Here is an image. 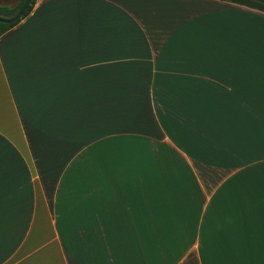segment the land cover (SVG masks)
I'll return each instance as SVG.
<instances>
[{"label":"crops","instance_id":"crops-1","mask_svg":"<svg viewBox=\"0 0 264 264\" xmlns=\"http://www.w3.org/2000/svg\"><path fill=\"white\" fill-rule=\"evenodd\" d=\"M0 264H264V13L36 0L0 37Z\"/></svg>","mask_w":264,"mask_h":264},{"label":"trees","instance_id":"trees-1","mask_svg":"<svg viewBox=\"0 0 264 264\" xmlns=\"http://www.w3.org/2000/svg\"><path fill=\"white\" fill-rule=\"evenodd\" d=\"M27 0H19V2L14 6V7H9V6H2L0 5V18L3 19H13L18 15V13L23 9L25 3ZM221 1H226L234 4H238L241 6H245L260 12L264 13V0H221ZM36 3V0H31L27 9L25 12L19 17L15 22L12 24H3L0 23V37L10 30L12 27L17 25L22 19L27 17L30 12L32 11L34 5Z\"/></svg>","mask_w":264,"mask_h":264},{"label":"water","instance_id":"water-1","mask_svg":"<svg viewBox=\"0 0 264 264\" xmlns=\"http://www.w3.org/2000/svg\"><path fill=\"white\" fill-rule=\"evenodd\" d=\"M11 0H0V5L2 6H7V4L9 5ZM31 0H27L23 9L18 13V15L16 17H14L13 19H3V18H0V23H3V24H12L13 22H15L19 17H21V15L25 12V10L27 9L29 3H30ZM19 2V0H18ZM16 5V4H15ZM14 5V6H15ZM13 6V7H14Z\"/></svg>","mask_w":264,"mask_h":264},{"label":"rangeland","instance_id":"rangeland-1","mask_svg":"<svg viewBox=\"0 0 264 264\" xmlns=\"http://www.w3.org/2000/svg\"><path fill=\"white\" fill-rule=\"evenodd\" d=\"M17 3H18V0H11L10 3H9V5L10 6H14Z\"/></svg>","mask_w":264,"mask_h":264}]
</instances>
